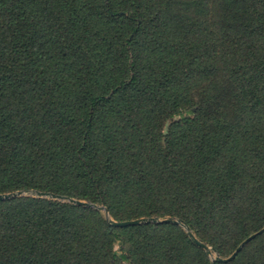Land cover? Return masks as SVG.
Here are the masks:
<instances>
[{
    "label": "trees",
    "instance_id": "1",
    "mask_svg": "<svg viewBox=\"0 0 264 264\" xmlns=\"http://www.w3.org/2000/svg\"><path fill=\"white\" fill-rule=\"evenodd\" d=\"M0 264H264V0H0ZM102 206L104 210L99 207ZM171 217L185 224L111 221Z\"/></svg>",
    "mask_w": 264,
    "mask_h": 264
},
{
    "label": "water",
    "instance_id": "2",
    "mask_svg": "<svg viewBox=\"0 0 264 264\" xmlns=\"http://www.w3.org/2000/svg\"><path fill=\"white\" fill-rule=\"evenodd\" d=\"M25 192H28V195H32V196H38V197H49V198H54V199H58V200H66L78 205H85V206H93V204L88 203V202H84L81 200H76L73 198H68V197H64V196H60V195H55L52 193H46V192H42V191H38V190H30V191H22V190H17L14 192H10V193H1L0 194V200H4V199H9L12 197H16V196H21L24 195ZM100 209L104 210V208L102 206L99 207ZM111 223L114 226H118V227H125V226H130V225H137V224H142V223H174V224H180L181 226H183V228L186 230V232L189 234V237L193 240V242L197 245H199L200 247H202L203 249L206 250L207 253L210 252V249L207 245H205L204 243L198 241L194 235L192 234V232L189 230V228L181 223L178 219L175 218H171V217H163V218H154V217H150V218H137V219H131V220H123V221H111ZM264 231V226L262 228H260L259 230H257L256 232L250 234L249 236H247L245 239H243L235 248V250L226 258H217L218 261H228L231 260L232 258H234L236 256V254L241 250V248L248 242L250 241L252 238H254L256 235L262 233Z\"/></svg>",
    "mask_w": 264,
    "mask_h": 264
},
{
    "label": "rangeland",
    "instance_id": "3",
    "mask_svg": "<svg viewBox=\"0 0 264 264\" xmlns=\"http://www.w3.org/2000/svg\"><path fill=\"white\" fill-rule=\"evenodd\" d=\"M27 193H28V192H25V194H24V195H28Z\"/></svg>",
    "mask_w": 264,
    "mask_h": 264
}]
</instances>
